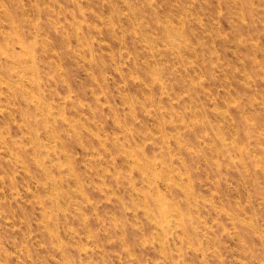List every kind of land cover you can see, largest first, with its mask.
<instances>
[{"label":"rangeland","instance_id":"374dc122","mask_svg":"<svg viewBox=\"0 0 264 264\" xmlns=\"http://www.w3.org/2000/svg\"><path fill=\"white\" fill-rule=\"evenodd\" d=\"M0 264H264V0H0Z\"/></svg>","mask_w":264,"mask_h":264}]
</instances>
